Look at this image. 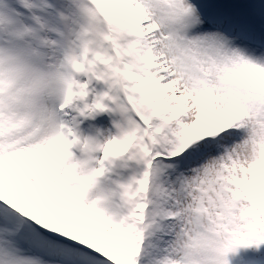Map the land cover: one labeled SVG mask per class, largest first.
<instances>
[{"label": "snow or ice", "instance_id": "obj_1", "mask_svg": "<svg viewBox=\"0 0 264 264\" xmlns=\"http://www.w3.org/2000/svg\"><path fill=\"white\" fill-rule=\"evenodd\" d=\"M0 264H264V0H0Z\"/></svg>", "mask_w": 264, "mask_h": 264}]
</instances>
